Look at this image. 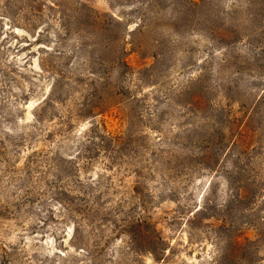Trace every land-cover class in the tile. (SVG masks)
I'll return each mask as SVG.
<instances>
[{
	"label": "rangeland",
	"instance_id": "rangeland-1",
	"mask_svg": "<svg viewBox=\"0 0 264 264\" xmlns=\"http://www.w3.org/2000/svg\"><path fill=\"white\" fill-rule=\"evenodd\" d=\"M0 264H264V0H0Z\"/></svg>",
	"mask_w": 264,
	"mask_h": 264
},
{
	"label": "trees",
	"instance_id": "trees-1",
	"mask_svg": "<svg viewBox=\"0 0 264 264\" xmlns=\"http://www.w3.org/2000/svg\"><path fill=\"white\" fill-rule=\"evenodd\" d=\"M120 64V67H123V68H127V66H126V64H125V62L124 61H120L119 62ZM199 213V210H197L194 214H198ZM145 237H143L144 238V244L146 243V245L145 246H148V248H150V244H151V242H150V238L148 237V236H146V235H144ZM152 252V254H153V251H151Z\"/></svg>",
	"mask_w": 264,
	"mask_h": 264
}]
</instances>
